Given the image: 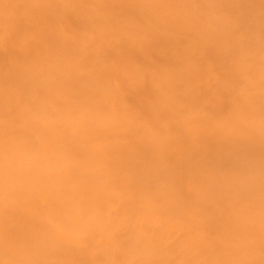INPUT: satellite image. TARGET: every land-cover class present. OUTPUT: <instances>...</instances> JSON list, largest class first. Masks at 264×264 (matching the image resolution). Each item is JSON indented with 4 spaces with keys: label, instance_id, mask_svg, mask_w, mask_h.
Returning a JSON list of instances; mask_svg holds the SVG:
<instances>
[{
    "label": "clouds",
    "instance_id": "1",
    "mask_svg": "<svg viewBox=\"0 0 264 264\" xmlns=\"http://www.w3.org/2000/svg\"><path fill=\"white\" fill-rule=\"evenodd\" d=\"M0 264H264V0H0Z\"/></svg>",
    "mask_w": 264,
    "mask_h": 264
}]
</instances>
